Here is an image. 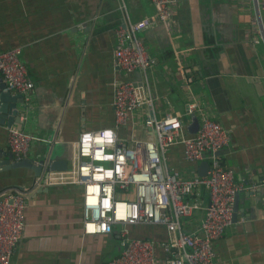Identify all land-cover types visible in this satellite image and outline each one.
Wrapping results in <instances>:
<instances>
[{"label": "crops", "instance_id": "obj_1", "mask_svg": "<svg viewBox=\"0 0 264 264\" xmlns=\"http://www.w3.org/2000/svg\"><path fill=\"white\" fill-rule=\"evenodd\" d=\"M254 3L181 0L173 29L157 23L140 33L155 62L146 77L132 74L137 83L148 82L157 118L182 114L196 101L229 130V145L220 155L245 188L234 222L215 241V264H264V39ZM258 3L264 19V0ZM153 13L151 0H0V50L20 48L35 84L23 95L28 118L0 121V154L12 153L8 129L21 128L38 137L25 157L38 162L52 146L58 167L51 171H62L71 165L81 132L115 128L114 82L123 77L114 66L115 30L128 17ZM147 114V107L135 111L132 124L117 128L119 139L155 140L154 130L145 126ZM191 117L182 118L187 133ZM204 160L210 162V152ZM166 161L182 177L198 176L199 163L185 160L180 144L169 147ZM44 178L37 181L28 168L0 172V192L21 187L26 199L25 230L10 264H105L124 249L118 225L107 234L84 233L81 185L48 184ZM195 198L205 206L207 190L187 197ZM204 214L197 209L183 220L184 228L198 231ZM166 234L161 225L129 226L134 238L162 243ZM157 256L163 260L161 247Z\"/></svg>", "mask_w": 264, "mask_h": 264}, {"label": "built area", "instance_id": "obj_2", "mask_svg": "<svg viewBox=\"0 0 264 264\" xmlns=\"http://www.w3.org/2000/svg\"><path fill=\"white\" fill-rule=\"evenodd\" d=\"M181 0H151L153 15L139 20L125 19L115 30L114 66L123 77L114 82L115 128L83 131L73 144L71 165L62 171H50L47 183L78 184L83 188V230L85 234H107L120 227L124 249L105 264H215L214 244L234 222L236 194L244 190L234 170L226 166L220 152L230 142L229 130L212 119L202 105L189 102L183 113L157 118L148 82L137 83L132 77L140 71L146 77L155 58L149 53L140 33L157 23L174 28L176 6ZM256 22L264 39V19L258 0L254 3ZM128 16L126 4H122ZM254 43L259 42L254 38ZM0 73L6 87L27 95L35 86L21 60V49L0 50ZM180 77L187 80V75ZM148 108L145 126L155 132V140L133 137L119 139L117 128L132 124V116ZM196 114L200 127L187 133L182 118ZM38 137L21 128L8 129V145L14 159L26 156L30 143ZM183 146L184 159L202 162L210 152L206 175L186 178L171 169L166 161L169 147ZM204 187L209 200L188 196ZM23 194L10 192L0 197V264H10L11 256L25 230ZM200 208L205 214L198 231L188 232L183 220ZM135 224L161 225L166 239L159 243L129 235ZM164 251L163 260L157 256Z\"/></svg>", "mask_w": 264, "mask_h": 264}, {"label": "water", "instance_id": "obj_3", "mask_svg": "<svg viewBox=\"0 0 264 264\" xmlns=\"http://www.w3.org/2000/svg\"><path fill=\"white\" fill-rule=\"evenodd\" d=\"M21 98V99H18ZM28 105L27 101L24 98L23 94L18 93L17 95H13L11 93V90H9L5 83L2 81V78L0 80V121H2V118L9 117V120H15L17 117H26L28 118ZM192 121L188 125V131L190 134H196L200 127V121L199 117L194 114L192 115ZM26 122V121H25ZM10 123V122H9ZM10 125V124H9ZM52 152V146L49 148L46 154H42V156L38 159V162L35 158L30 157H23L21 160L16 161L13 158L12 153H9L7 157L3 153L0 154V172L10 169H17V168H28L32 170L33 175L37 181H40L43 179H47L48 172H50L53 169H56L58 166L51 160ZM210 168V162L208 160H204L200 162L197 173L199 176H204L207 174L208 170ZM10 192H16L20 194H25L21 187H14L10 190L1 191L0 197L4 194L10 193ZM240 196V193L236 194V200H235V213L234 218H236V210H237V202L238 198ZM246 201H249V199H246Z\"/></svg>", "mask_w": 264, "mask_h": 264}]
</instances>
